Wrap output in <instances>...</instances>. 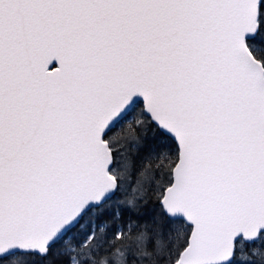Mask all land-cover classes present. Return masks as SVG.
<instances>
[{"label": "snow or ice", "instance_id": "1", "mask_svg": "<svg viewBox=\"0 0 264 264\" xmlns=\"http://www.w3.org/2000/svg\"><path fill=\"white\" fill-rule=\"evenodd\" d=\"M0 264H264V0H0Z\"/></svg>", "mask_w": 264, "mask_h": 264}]
</instances>
